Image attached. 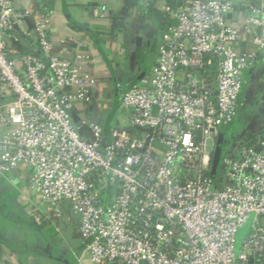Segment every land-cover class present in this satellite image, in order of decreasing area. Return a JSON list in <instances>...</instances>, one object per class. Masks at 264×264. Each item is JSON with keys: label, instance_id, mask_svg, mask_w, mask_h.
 I'll use <instances>...</instances> for the list:
<instances>
[{"label": "built area", "instance_id": "built-area-1", "mask_svg": "<svg viewBox=\"0 0 264 264\" xmlns=\"http://www.w3.org/2000/svg\"><path fill=\"white\" fill-rule=\"evenodd\" d=\"M161 8L174 23L157 63L120 94L131 128L106 136L102 121L74 120L76 102L90 105L96 83L85 43L76 42L73 58L57 52L47 9L35 19L40 51L14 54L19 30L31 35L24 24L32 10L0 0V175L14 183L31 168L30 194L20 193L37 223L56 225L70 203L85 247L78 264H264V133L213 169L217 133L236 117L244 71L264 54V0ZM237 10L246 11L242 27L228 22ZM243 37L252 47L240 52ZM252 213L237 253V230Z\"/></svg>", "mask_w": 264, "mask_h": 264}, {"label": "crops", "instance_id": "crops-1", "mask_svg": "<svg viewBox=\"0 0 264 264\" xmlns=\"http://www.w3.org/2000/svg\"><path fill=\"white\" fill-rule=\"evenodd\" d=\"M17 8L32 10L24 28L18 34L20 41L11 43L14 54L39 52L35 19L54 10L47 34L56 43V51L63 57L73 58L77 41L85 43L84 52L90 57V70L96 78L90 105L76 102L74 120H99L106 130L125 127L130 129V112L121 106L120 94L129 85L147 76L158 59L163 32L172 23L163 3L174 5L176 0H14ZM106 6L102 16H95L94 9ZM228 22L242 27L246 11H234ZM64 39L65 42L61 43ZM240 51L252 47L251 40L243 37L235 43ZM235 131L225 134L218 130L227 152H236L239 146L254 135L264 133V54H259L244 71V87L235 117ZM86 131V129L84 130ZM111 131V130H110ZM31 168L11 182L0 175V264H66L55 256L66 257L71 264H78L85 247L75 244L70 227L75 224L80 236L81 220L70 203L63 205L61 217H54L56 225L37 223L25 208L20 188H28ZM36 201L43 211L52 214L49 204ZM64 233V234H63ZM86 264H90L88 260Z\"/></svg>", "mask_w": 264, "mask_h": 264}, {"label": "rangeland", "instance_id": "rangeland-1", "mask_svg": "<svg viewBox=\"0 0 264 264\" xmlns=\"http://www.w3.org/2000/svg\"><path fill=\"white\" fill-rule=\"evenodd\" d=\"M214 152H213V157H214ZM255 218H256V214L252 213L249 216L247 222L244 225H242L241 227H239V229L237 230L236 243H235V251L237 253H239L242 250L244 241H245L246 237L249 234V231H250V229H251V227H252V225H253V223L255 221ZM261 223L264 224V218H261ZM70 229H71V231H70L69 237H71V239L73 240V242L75 244H78L77 246H80L81 248H84L81 232H80V236H79L77 231L75 230L76 229L75 224L72 225L70 227Z\"/></svg>", "mask_w": 264, "mask_h": 264}, {"label": "trees", "instance_id": "trees-1", "mask_svg": "<svg viewBox=\"0 0 264 264\" xmlns=\"http://www.w3.org/2000/svg\"><path fill=\"white\" fill-rule=\"evenodd\" d=\"M171 22L174 23L173 20H172ZM163 33H164V32H163ZM241 97H242V95H241ZM119 99H120V97H119ZM240 100H241V98H240ZM235 120H236V119L234 118V120H233L231 123H229V124H227V125H223L222 127H220V131L223 132V133H225V134H230V133H232L233 131H235ZM105 130H106V126H105ZM110 130H112V129H111V128H108V130H106V136H108ZM253 141H254L253 138H251L249 141H246V142L244 141V142L242 143V146H243V145H249V144H251ZM228 148H229V144L224 143L223 148H222L221 161H222L223 156L226 154ZM221 161H220V163L218 164V168L221 167ZM212 175L214 176V172L212 173ZM41 224H42V223H41Z\"/></svg>", "mask_w": 264, "mask_h": 264}, {"label": "water", "instance_id": "water-1", "mask_svg": "<svg viewBox=\"0 0 264 264\" xmlns=\"http://www.w3.org/2000/svg\"><path fill=\"white\" fill-rule=\"evenodd\" d=\"M225 141L222 135H220L217 144H216V149L214 152V157H213V169L214 172L216 170V168L218 167V164L221 161V154H222V148L224 145ZM57 259H62L66 264H71L70 260L66 257H59V256H55Z\"/></svg>", "mask_w": 264, "mask_h": 264}]
</instances>
